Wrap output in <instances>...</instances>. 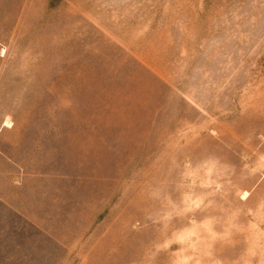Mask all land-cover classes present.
I'll list each match as a JSON object with an SVG mask.
<instances>
[{
  "label": "rangeland",
  "instance_id": "obj_1",
  "mask_svg": "<svg viewBox=\"0 0 264 264\" xmlns=\"http://www.w3.org/2000/svg\"><path fill=\"white\" fill-rule=\"evenodd\" d=\"M0 264H264V0H0Z\"/></svg>",
  "mask_w": 264,
  "mask_h": 264
}]
</instances>
